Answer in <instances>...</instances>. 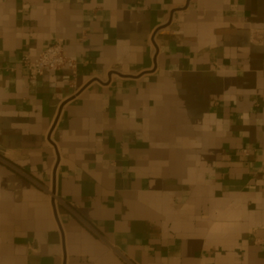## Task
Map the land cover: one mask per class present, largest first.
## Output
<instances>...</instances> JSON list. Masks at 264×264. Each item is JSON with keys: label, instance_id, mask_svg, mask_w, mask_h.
<instances>
[{"label": "crops", "instance_id": "obj_1", "mask_svg": "<svg viewBox=\"0 0 264 264\" xmlns=\"http://www.w3.org/2000/svg\"><path fill=\"white\" fill-rule=\"evenodd\" d=\"M256 29L264 0H0V264H264ZM56 40L77 75L30 78Z\"/></svg>", "mask_w": 264, "mask_h": 264}, {"label": "built area", "instance_id": "obj_2", "mask_svg": "<svg viewBox=\"0 0 264 264\" xmlns=\"http://www.w3.org/2000/svg\"><path fill=\"white\" fill-rule=\"evenodd\" d=\"M251 37L253 41L263 43L264 30H253ZM22 63L32 79L40 77L46 70L56 71L64 67L71 69L74 76L78 73V61L65 54L63 44L59 40L41 50L35 57H31L29 54L24 55ZM243 153L248 156L250 151L243 149Z\"/></svg>", "mask_w": 264, "mask_h": 264}]
</instances>
